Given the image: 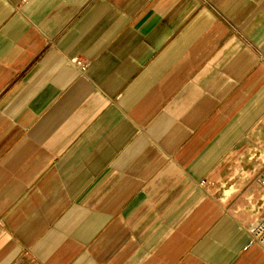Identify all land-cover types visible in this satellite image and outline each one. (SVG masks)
<instances>
[{
    "label": "crops",
    "instance_id": "1",
    "mask_svg": "<svg viewBox=\"0 0 264 264\" xmlns=\"http://www.w3.org/2000/svg\"><path fill=\"white\" fill-rule=\"evenodd\" d=\"M261 52L264 0H0V264H264Z\"/></svg>",
    "mask_w": 264,
    "mask_h": 264
},
{
    "label": "rangeland",
    "instance_id": "2",
    "mask_svg": "<svg viewBox=\"0 0 264 264\" xmlns=\"http://www.w3.org/2000/svg\"><path fill=\"white\" fill-rule=\"evenodd\" d=\"M263 170H264V168H263ZM261 173H260V175H261ZM241 177H243V176H241V174H238L234 178H232L229 181H227L226 183H222V184L220 183L219 184V187L217 189V195L220 196L222 199L225 200L230 195H232V194L227 195V193H225V191L228 188H232L233 189L232 190V193L234 191L235 195L237 196V201L239 200V203L242 202L243 204L251 205L252 202H251V197H249V195H248L249 192L243 191L245 189H243V190L240 189V185L239 184H241L242 181H243V179L241 180ZM224 193L226 194V198H225V194ZM231 199H233V197ZM231 202H229V204H231ZM232 204L235 205L234 202ZM233 205H231L232 206V209H234Z\"/></svg>",
    "mask_w": 264,
    "mask_h": 264
},
{
    "label": "built area",
    "instance_id": "3",
    "mask_svg": "<svg viewBox=\"0 0 264 264\" xmlns=\"http://www.w3.org/2000/svg\"><path fill=\"white\" fill-rule=\"evenodd\" d=\"M244 38V37H243ZM245 39V38H244ZM262 60L264 61V52L260 53ZM85 67V65H82ZM258 181L264 187V170L262 171L261 175L259 176ZM252 240L251 242L259 243L264 247V218L259 221L254 227L249 230Z\"/></svg>",
    "mask_w": 264,
    "mask_h": 264
}]
</instances>
